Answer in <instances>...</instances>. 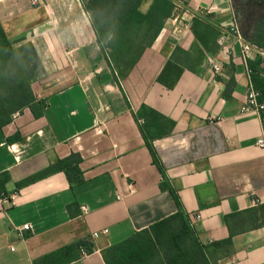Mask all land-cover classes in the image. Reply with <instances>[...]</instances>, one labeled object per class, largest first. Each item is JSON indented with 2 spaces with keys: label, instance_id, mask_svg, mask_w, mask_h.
Instances as JSON below:
<instances>
[{
  "label": "crops",
  "instance_id": "crops-1",
  "mask_svg": "<svg viewBox=\"0 0 264 264\" xmlns=\"http://www.w3.org/2000/svg\"><path fill=\"white\" fill-rule=\"evenodd\" d=\"M173 1L117 81L89 0L68 1L95 36L77 49L68 48L78 38H61L57 25L73 16L58 15L57 3L0 0V30L14 49L32 44L43 70L30 86L39 116L25 108L0 126V264H36L78 242L93 251L68 264H169L172 251L146 247L144 232L178 213L191 231L176 219L168 226L184 250L200 252L197 264H264L263 131L244 111L251 86L264 93V49L227 0ZM151 5L143 0L140 12ZM143 107L146 121L136 118ZM71 156L81 159L73 181L53 170Z\"/></svg>",
  "mask_w": 264,
  "mask_h": 264
},
{
  "label": "trees",
  "instance_id": "trees-1",
  "mask_svg": "<svg viewBox=\"0 0 264 264\" xmlns=\"http://www.w3.org/2000/svg\"><path fill=\"white\" fill-rule=\"evenodd\" d=\"M142 2L143 0H89L85 5L94 32L98 36L100 48L106 52L108 65L112 68L117 81L126 77L133 69L141 52L153 43L162 30L164 22L171 17L176 7L173 0H152L149 11L144 14L139 10ZM256 27L257 35L252 44L264 49V14L257 21ZM249 63L253 68V64ZM42 72L41 60L35 47L27 44L20 49H14L4 32L0 30V126L9 123L15 113L22 112L25 108L39 116L36 107L43 103L35 99L30 86ZM261 92L260 101H264V93ZM145 110L146 107H143L136 118L148 120L144 114ZM18 138L17 136L12 140ZM148 147L154 155L150 144ZM80 163L79 157L71 156L56 163L53 170L64 171L68 179L73 181L77 179V175H80ZM7 181V176L0 179V196L6 193ZM161 188L169 190L176 197L173 190L165 183L161 184ZM174 219L180 222L185 234L191 231L184 215L178 213L145 231L143 235L149 237V240H146L148 242L144 245L148 248L156 246L154 242L158 243V246L166 245L172 251V256H166L169 264H197L198 259L203 262L200 252L192 250L188 253L183 249L181 231L176 232L172 225L168 226ZM83 249L92 252L93 245L78 242L44 256L36 264H68L80 259Z\"/></svg>",
  "mask_w": 264,
  "mask_h": 264
},
{
  "label": "rangeland",
  "instance_id": "rangeland-1",
  "mask_svg": "<svg viewBox=\"0 0 264 264\" xmlns=\"http://www.w3.org/2000/svg\"><path fill=\"white\" fill-rule=\"evenodd\" d=\"M43 1V0H41ZM45 1V0H44ZM52 2L57 3V13L58 15H70L73 16L70 17L68 20L70 21H61L60 26L57 25L58 28L66 29L59 31L61 33V38L63 40L69 39V38H78L76 42V46H72L68 49H77L78 46H81L83 42H86L87 40L94 39V33L91 28L90 19L88 15H85L82 13L79 6L70 4L72 0H49ZM235 10L237 23L245 24L248 20L252 21V27L253 31L249 33V36L253 37L252 40L256 39L255 35H257V21L263 16L264 14V0H227ZM240 29V27H239ZM241 34V33H240ZM79 44V45H78ZM64 49V48H62ZM60 48H54V51H60ZM54 55V54H53ZM61 57V52L60 55Z\"/></svg>",
  "mask_w": 264,
  "mask_h": 264
},
{
  "label": "built area",
  "instance_id": "built-area-1",
  "mask_svg": "<svg viewBox=\"0 0 264 264\" xmlns=\"http://www.w3.org/2000/svg\"><path fill=\"white\" fill-rule=\"evenodd\" d=\"M34 4H38L41 0H31ZM214 69L216 72L220 71V66L214 64ZM244 111L255 112L260 119L263 135L257 140L256 146L258 149L264 150V101H260V93L252 88H249L246 95V104ZM82 211L85 213L88 211V208L83 206ZM30 229L29 225H25L22 230L27 231ZM82 255H87V251L82 250Z\"/></svg>",
  "mask_w": 264,
  "mask_h": 264
}]
</instances>
